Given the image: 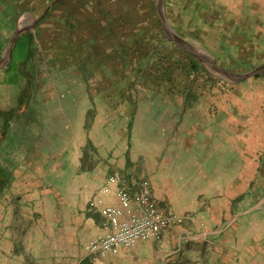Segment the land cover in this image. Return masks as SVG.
I'll return each mask as SVG.
<instances>
[{
  "label": "rangeland",
  "instance_id": "obj_1",
  "mask_svg": "<svg viewBox=\"0 0 264 264\" xmlns=\"http://www.w3.org/2000/svg\"><path fill=\"white\" fill-rule=\"evenodd\" d=\"M230 1L235 9L253 2ZM158 2L33 0L32 8L21 12L17 0L0 1V8L10 13L0 20V61L7 56L19 26L26 28L19 37L28 31L34 35L30 73H24L23 47L16 51L17 72L11 70L17 41L10 62L0 67V109L10 112L21 99L29 100L28 109L10 119L2 162L14 169L21 164L26 187L33 189H61L69 194L75 180L91 170H95L93 176L104 171L126 178L136 172L141 188L149 184L152 189L146 170L153 161H163L152 160L147 153L152 155L155 147L167 148L161 137L164 126L169 147L174 149L169 153L175 156L166 163L171 171L167 182L183 189L182 197L176 198L181 209L172 208L184 217L177 227L183 239L173 254L176 263L216 264L218 254L217 264H226L229 251L243 247L248 254H264V156L240 162L225 160L218 153L216 158L201 160L188 151L197 146L191 139L194 125L200 124L198 105L205 106L209 100V115L230 122L254 121L259 126L255 136L259 132L264 140V74L233 82L207 67L192 70L190 55L194 56L166 35ZM165 3L170 23L184 29L180 1ZM191 31L184 38L202 46ZM261 64L228 66L243 73ZM178 102L184 103V110ZM1 120L0 116V126ZM178 135L190 139L185 152L183 144L177 143ZM179 153L186 155L185 160H177ZM225 162L234 164V171L224 170ZM205 163H211L212 168L205 171L212 173L201 176L203 168H199ZM226 178L235 189L228 204L219 202L223 195L216 196L215 191L218 204L212 197L208 200L201 190L210 181ZM190 217L195 219L186 221Z\"/></svg>",
  "mask_w": 264,
  "mask_h": 264
},
{
  "label": "crops",
  "instance_id": "obj_2",
  "mask_svg": "<svg viewBox=\"0 0 264 264\" xmlns=\"http://www.w3.org/2000/svg\"><path fill=\"white\" fill-rule=\"evenodd\" d=\"M179 1L184 29L170 23L166 3L164 7L169 23L183 38L184 33L192 28L194 36L203 45L193 44L226 68L231 69L228 66L231 63L243 62H259L264 65V0H252L249 7L245 5L239 9L233 8L230 0H208L207 4L205 0ZM200 63L207 67L201 61ZM178 105L185 109L184 103L178 102ZM198 106L201 108L197 112L200 124L194 125L195 135L191 139L197 146L188 147L189 152L196 154L195 159H213L221 153L225 160L241 162L256 161L264 155L263 136L260 138L259 132L255 136L259 129L256 122H230L225 118L219 120V116L209 115L211 100L205 102V106ZM193 109L196 110V106ZM153 119L158 120V117L154 116ZM164 119L165 116L162 120ZM194 120L196 121V117ZM182 129L185 133V127ZM162 130V142L168 145L167 148L155 147L150 150L152 155L148 152L147 157L163 162L153 161L151 169L146 170V176L153 182V198L159 206L170 212L173 211L172 208L181 209L182 205L177 199L182 197L183 189H174L167 182L171 171L166 163L175 156L169 153L174 152V149L169 147L171 140L164 132V126ZM186 137L178 135L177 143L183 144V152L186 141L190 140H186ZM179 154L177 160H185L186 155ZM232 166L234 164L231 162H225L223 169L231 167L230 170L234 171ZM210 167L212 168L211 163L200 165L199 170H204L199 171L201 176L210 175L211 171H205ZM23 168L21 164L16 169L10 168L11 180L0 190V264H177L173 254L179 250L176 247L180 246L183 239L182 230L177 229L182 225L179 223L171 226L160 238L140 241L131 247L121 246L104 254L90 250V243L95 237L113 230L112 220L106 209L121 205L119 190L122 187L130 192L133 205H138L137 196L142 188L141 180L135 176L136 172L126 178L118 172L106 175V172L100 171L93 176L92 172L95 170L85 171L84 177L75 180L68 194L61 189L51 191L43 187H26L27 183L20 172ZM242 169L240 175L245 173ZM233 185L231 179L215 180L208 182V187L201 191L208 200L212 197L211 201L217 204L213 191L216 196L218 193L223 195L219 202L227 205L231 192L235 191ZM194 219L195 217H190L186 221ZM243 248H232V252L227 254L226 264H264L263 253L248 254ZM217 257L218 254L215 257L216 264ZM199 264L204 262L199 261Z\"/></svg>",
  "mask_w": 264,
  "mask_h": 264
},
{
  "label": "built area",
  "instance_id": "obj_3",
  "mask_svg": "<svg viewBox=\"0 0 264 264\" xmlns=\"http://www.w3.org/2000/svg\"><path fill=\"white\" fill-rule=\"evenodd\" d=\"M121 205L106 209L112 220L113 230L95 237L90 243L93 253L104 254L121 246L131 247L140 241L160 238L162 234L184 217L173 211H166L153 198L149 184H144L137 196L138 205H133L130 192L122 187L119 190Z\"/></svg>",
  "mask_w": 264,
  "mask_h": 264
},
{
  "label": "trees",
  "instance_id": "obj_4",
  "mask_svg": "<svg viewBox=\"0 0 264 264\" xmlns=\"http://www.w3.org/2000/svg\"><path fill=\"white\" fill-rule=\"evenodd\" d=\"M0 1H2V2L6 1L7 2L8 0H0ZM9 1H11V3H13V1H15V0H9ZM17 1H18V6H19L21 12L25 11L26 9L32 8L31 6H32L33 0H17ZM190 2H192V1H190ZM205 2H206L205 4H207L208 0L207 1L205 0ZM189 7H192V5H189ZM194 9L195 8H192V10H194ZM0 14H1L0 15V20H1L2 15H6L8 13H7L6 9L0 8ZM8 15H10V13ZM169 17H170V9H169ZM170 19H171V17H170ZM175 26L177 28L181 29V27H179L178 24H175ZM193 35H195V34H193ZM0 44H1V41H0ZM33 44H34V35L31 31H28L19 37V39L17 40L16 47L12 53V61H11L10 67H12L11 70L13 72H17V70H16V66H17V64H16V61H17L16 60V58H17L16 57V55H17L16 51L21 47L26 49V52L23 55L24 59H25L24 60V70H25L24 73L28 74V72L30 73L32 71V63H33V59H34ZM14 61H15V63H14ZM190 66H191L192 70H197V71L207 70L203 64H201L197 59H195V57H192L191 55H190ZM28 80H29V78H28ZM224 83H226V82L224 81ZM30 86H31V82L29 80L28 87H30ZM28 107H29V100L28 99H24V100L21 99L20 102L18 103L17 107L10 112L0 109V116L2 117V120H1L2 125L0 126V134H1V137H0V190H2L3 187H5L9 184L11 177H12L10 168L7 165H5L1 159L2 143L5 139V137L7 136L10 119L13 115L18 114V112H21V113L25 112L28 109ZM13 111L15 113H13ZM262 159H264V157Z\"/></svg>",
  "mask_w": 264,
  "mask_h": 264
},
{
  "label": "water",
  "instance_id": "obj_5",
  "mask_svg": "<svg viewBox=\"0 0 264 264\" xmlns=\"http://www.w3.org/2000/svg\"><path fill=\"white\" fill-rule=\"evenodd\" d=\"M165 0H159L157 4V8L159 11V15L162 20V25L165 30L166 35L174 40L179 46L187 50L191 53L194 57H196L199 61L204 63L211 71L214 73L222 76L223 78L229 81H241L245 80L254 75L264 74V65L258 66L250 71L237 73L232 71L229 68L219 65L214 58H212L208 53L200 50V48L196 47L193 43L183 38L178 32L171 26L169 23L166 14H165V7H164ZM25 27L19 26L14 34L12 44L9 48L7 56L0 61V67L7 65L11 60V53L15 47L16 41L19 35L25 31Z\"/></svg>",
  "mask_w": 264,
  "mask_h": 264
}]
</instances>
